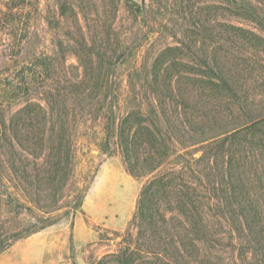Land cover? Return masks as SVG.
I'll use <instances>...</instances> for the list:
<instances>
[{"label": "trees", "instance_id": "obj_1", "mask_svg": "<svg viewBox=\"0 0 264 264\" xmlns=\"http://www.w3.org/2000/svg\"><path fill=\"white\" fill-rule=\"evenodd\" d=\"M90 1L76 0L85 14ZM220 1L226 13L264 32V0ZM125 2L136 19L144 15L142 3ZM56 3L60 18L69 14L71 3ZM41 11L38 0H0V187L9 194L0 196V252L82 212L98 171L87 151L91 140L102 154H120L134 178L147 179L119 248L95 264H264V127H256L264 104L255 118L249 98L242 99L243 90L217 63L203 62L216 80L210 81L216 95L207 98L192 97L170 76L160 80L158 65L146 62L130 75L133 96L120 114L116 83L103 67L109 49L89 45L81 31L84 48L69 51L81 65H67L64 51L60 65L33 68L42 56L30 55L28 44ZM220 32L223 49L249 44ZM89 60L103 75L91 74ZM37 75L42 87L35 88ZM38 91L43 96L34 101ZM16 96L22 104L14 110ZM236 102L244 110L239 114L231 112ZM89 121L101 127H82ZM3 201L26 210L34 223L3 219Z\"/></svg>", "mask_w": 264, "mask_h": 264}, {"label": "rangeland", "instance_id": "obj_2", "mask_svg": "<svg viewBox=\"0 0 264 264\" xmlns=\"http://www.w3.org/2000/svg\"><path fill=\"white\" fill-rule=\"evenodd\" d=\"M38 1L42 11L38 20L31 24L28 44L30 55L37 52L42 56L41 61L31 64L34 69V64L44 68L49 64L60 65L64 51L67 52V65H81L78 57L69 52L84 48V44L79 42L82 40L81 31L89 45L103 51L109 49L112 58L103 67L116 83L114 98L119 100L116 111L120 114L127 106L126 101L131 103L133 96L127 86L130 75L134 71L141 73L146 62L158 65L160 80L170 76L174 85H184L192 97L205 95L213 98L216 90L210 81L216 80L210 78L203 64L207 60L223 66L229 77L236 80L237 86L243 90L242 99L249 98L248 101L243 100L251 114L253 109L255 118H258L260 105L264 104V32L237 14L226 13L220 0H135L142 3L144 9V15L138 19L125 0H109L104 4L85 0L90 1L87 14L82 10L83 2L67 0L71 3L69 14L62 18L59 8H55L57 0ZM54 17L56 22H50ZM75 19L80 20L79 25ZM224 25L228 29H224ZM233 27H241L245 32ZM220 30L240 34L248 38L249 44L236 52H232L233 48L231 51L223 49ZM95 62L89 60L93 65L91 74L103 75V68L95 66ZM80 73H83L82 67ZM34 81L35 88L42 87L38 75ZM39 91L31 95L34 101H41L39 98L43 95ZM21 101L22 98L17 96L12 100L14 110L20 107ZM143 107L146 114L149 113L147 103ZM242 108L236 102L231 112L239 114L244 111ZM259 120L256 127H264V113ZM83 122L81 124L85 126L82 127H101L95 121ZM86 145L98 171L89 187L82 212L75 218L67 216L49 228L9 242L0 252V264H95L117 251L130 227L139 194L147 179L134 178L120 154H102L91 140ZM8 195L0 187L3 200H7ZM3 203V219L17 216L21 225L34 223L26 210L24 213V210H18L16 203ZM8 212L12 214L8 215Z\"/></svg>", "mask_w": 264, "mask_h": 264}, {"label": "bare ground", "instance_id": "obj_3", "mask_svg": "<svg viewBox=\"0 0 264 264\" xmlns=\"http://www.w3.org/2000/svg\"><path fill=\"white\" fill-rule=\"evenodd\" d=\"M112 191V190H111ZM112 194V193H111ZM111 196V195H110ZM121 197V196H120ZM111 200H113V199H111ZM105 204H106V202H105Z\"/></svg>", "mask_w": 264, "mask_h": 264}]
</instances>
